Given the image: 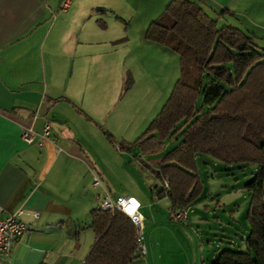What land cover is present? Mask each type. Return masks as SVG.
<instances>
[{
  "label": "crops",
  "instance_id": "0c3cea01",
  "mask_svg": "<svg viewBox=\"0 0 264 264\" xmlns=\"http://www.w3.org/2000/svg\"><path fill=\"white\" fill-rule=\"evenodd\" d=\"M194 1L210 15L233 13L219 22L264 30V0ZM121 3L0 0V217L20 209L39 214L22 218L25 233L0 264H82L95 239L89 213L96 196L134 198L144 227L157 206L170 209L166 197L130 184L138 152L120 151L103 134L131 143L143 130L134 107L117 101L118 78L128 68L120 70L110 16ZM44 123L53 144L22 141V127ZM151 165L158 162L143 167Z\"/></svg>",
  "mask_w": 264,
  "mask_h": 264
},
{
  "label": "trees",
  "instance_id": "16d2710c",
  "mask_svg": "<svg viewBox=\"0 0 264 264\" xmlns=\"http://www.w3.org/2000/svg\"><path fill=\"white\" fill-rule=\"evenodd\" d=\"M226 15L233 13L225 9L210 15L194 0H170L145 29L144 40L178 55L179 78L133 142L103 134L120 151H137L136 166L143 167V157L158 155L167 145L152 174L169 179L168 190L156 197L169 200L171 218L202 191L198 154L225 165H255L256 176L247 184L246 250L222 251L215 262L264 264V49L229 23L218 27ZM130 85L127 81L125 89ZM89 227L95 239L82 264H133L136 231L126 215L97 207L89 213Z\"/></svg>",
  "mask_w": 264,
  "mask_h": 264
},
{
  "label": "rangeland",
  "instance_id": "374dc122",
  "mask_svg": "<svg viewBox=\"0 0 264 264\" xmlns=\"http://www.w3.org/2000/svg\"><path fill=\"white\" fill-rule=\"evenodd\" d=\"M120 1L116 16H110L114 19L111 26L119 34L115 55L120 70L128 69L118 78L117 101L119 106H133L136 114L132 118L143 123L135 140L159 112L179 78V57L161 45V51L156 53V45L144 40L145 29L170 0ZM223 24L219 22L218 27ZM242 27L244 30L239 29L253 36L255 44L264 49V30ZM127 81L131 83L128 90ZM166 150L167 145L160 154L144 157L143 161L155 164ZM196 164L202 191L189 205L188 218L176 220L170 217L169 210L157 206L143 229L146 254L137 256L133 264H212L222 251L246 250L250 200L247 184L256 176L257 167L251 163L225 165L201 154L196 156ZM132 167L136 169L134 175H127L130 184L136 188L140 184L155 198L161 189L152 176L154 166Z\"/></svg>",
  "mask_w": 264,
  "mask_h": 264
},
{
  "label": "built area",
  "instance_id": "2783aa9c",
  "mask_svg": "<svg viewBox=\"0 0 264 264\" xmlns=\"http://www.w3.org/2000/svg\"><path fill=\"white\" fill-rule=\"evenodd\" d=\"M68 2L66 1L62 9H67ZM50 135V126L48 123H44L40 130L22 127L21 131V139L27 145L33 144L37 139L41 142L52 143V139L49 137ZM118 149V147H117ZM153 178L157 182V186L160 187L161 190H168L169 188V179L167 176L160 175L159 178ZM101 185L98 177L93 178L92 187L97 188ZM96 201L98 202L97 207L102 211H118L122 214L126 215L130 221L135 226L136 231V240H135V252L137 256H145L146 249L143 244V218L139 213V204L136 200L130 196L126 197H117L112 200L108 194H104L103 196H96ZM3 213L2 208H0V214ZM23 217H32L37 219L39 214L37 212H30L25 209H20L12 215H8L5 217H0V256L10 257L12 248L15 244H17L20 238L24 235L26 226L22 221ZM188 218V208L181 209L177 211L174 215V219L182 221ZM212 264H218L213 262Z\"/></svg>",
  "mask_w": 264,
  "mask_h": 264
}]
</instances>
